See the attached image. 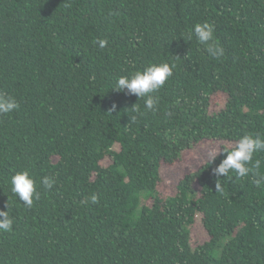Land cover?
<instances>
[{"label": "trees", "instance_id": "1", "mask_svg": "<svg viewBox=\"0 0 264 264\" xmlns=\"http://www.w3.org/2000/svg\"><path fill=\"white\" fill-rule=\"evenodd\" d=\"M203 22L223 56L187 38ZM161 62L175 68L154 111L112 90ZM0 92L20 103L0 115V209L14 219L0 264H264V182L217 181L224 155L164 174L204 141L264 138V0H0ZM22 170L31 208L11 192ZM197 219L208 236L192 242Z\"/></svg>", "mask_w": 264, "mask_h": 264}, {"label": "clouds", "instance_id": "2", "mask_svg": "<svg viewBox=\"0 0 264 264\" xmlns=\"http://www.w3.org/2000/svg\"><path fill=\"white\" fill-rule=\"evenodd\" d=\"M215 25L209 22L197 23L191 32L187 34V38L191 40L193 36L201 45H205L207 51L215 58L223 56L224 50L215 43ZM100 48H104L107 44L106 40L93 41ZM175 64L167 62L154 63L145 67L142 71H136L134 74L122 75L114 83L112 90L122 92L125 95H135L138 98H145L144 107L147 111H154L159 102V97L152 95L165 85V82L173 75ZM20 103L14 95L6 92H0V115H8L19 110ZM116 105H113L115 110ZM133 112H140L139 106H132ZM142 114V113H141ZM136 117L133 116V120ZM264 152V138L261 134H245L234 146L223 149H212L208 155L210 164L213 163L218 156L224 155L221 162L212 169V173L217 177H228L230 172H235L237 178H243L252 173L256 178L254 183L260 186L264 182V175L255 172L254 169L260 167L261 161L255 160V153ZM226 154V155H225ZM251 165V167L249 166ZM40 183L46 191L51 190L55 184L52 177L44 176ZM11 192L15 194L25 207L31 208L34 200L40 199V192L36 190L37 181L32 177L29 171L22 170L16 172L10 179ZM222 186L216 183V192H221ZM98 195L92 194L80 201L81 205L98 203ZM7 210L0 209V231L11 232L13 230L14 219L8 210V204L5 205Z\"/></svg>", "mask_w": 264, "mask_h": 264}, {"label": "rangeland", "instance_id": "3", "mask_svg": "<svg viewBox=\"0 0 264 264\" xmlns=\"http://www.w3.org/2000/svg\"><path fill=\"white\" fill-rule=\"evenodd\" d=\"M230 144L225 140L217 141H204L198 144L193 150H191L187 156L181 159L173 167L166 168L164 174L167 178L172 179L174 177L182 175L184 172H190L200 167L205 161L209 160L208 153L212 149H221L223 145ZM207 232L205 231L201 221L197 219L193 224L192 229V242H200L207 239Z\"/></svg>", "mask_w": 264, "mask_h": 264}]
</instances>
